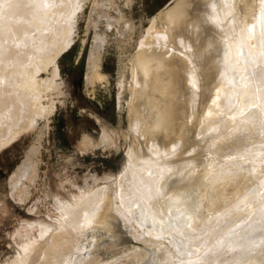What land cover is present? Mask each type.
I'll return each instance as SVG.
<instances>
[{"label": "rangeland", "instance_id": "obj_1", "mask_svg": "<svg viewBox=\"0 0 264 264\" xmlns=\"http://www.w3.org/2000/svg\"><path fill=\"white\" fill-rule=\"evenodd\" d=\"M31 1L27 2L30 3L28 15L21 20L29 23L26 25L31 26L30 29L39 30L35 34L32 29L25 33L27 36H20L19 46L17 40L10 41L15 50L18 48L16 52L20 56L30 55L29 59L16 65L11 62L9 71H0V91L9 90L25 105L21 118L19 115L16 121L12 119L15 112L9 108L13 105L0 107V126H7L0 133V264H12L25 247L47 242L52 235L56 237L60 234L56 229L65 220L67 211L92 195L100 196L95 209L104 204L103 201L108 202L118 215V227H104L100 223L103 213L99 209L103 211L105 205L92 212L91 208H84L79 217L80 225L74 230V237H82L68 257L69 263L62 264H245L251 254L264 252V185H261L264 184V87L255 97L248 92L250 85L246 87L244 105L247 107L238 105L234 99L240 81L264 65V44L256 45L252 41V22L246 20L240 26L242 37L253 45L246 55L242 51L226 54V43L217 44V49L209 51L207 58L215 60L216 72L204 80L205 85H210L211 80L208 87L212 91L205 86L198 100L202 105L198 108L199 120L188 118L183 125L187 119L185 95L188 94L166 92L171 89L169 75L163 70L146 75L138 70L134 58L149 39L152 28L163 23L164 12L178 0ZM195 4L187 7L191 9ZM41 21L43 24L39 25ZM48 26L53 33L50 39ZM40 28H45L47 34ZM219 36L222 41L230 42L225 35ZM195 37L203 41V30ZM28 64L34 66L30 77H34L38 89L23 86L27 74L23 65ZM206 67L210 68L211 64ZM8 72H13L10 75L14 77ZM201 75L195 78L197 86L202 82ZM140 90L156 101L155 107L156 103L164 102L163 96H168L164 92L169 93L166 102L176 95L172 100L178 101V109L183 107L178 112L180 115L184 112L182 116L178 114L183 119H177L182 123L181 134L178 132L181 136H174L178 138L166 149L154 144L150 150L155 153V159L184 154L186 147L177 149L176 146L179 142L186 146L192 136L185 135L196 123L195 142L201 143H195L194 152L196 160L197 156L202 159L196 165L197 179L192 188L195 187L193 194L200 197V201L195 202L193 215L188 213L185 231L179 224L181 215L167 207L168 195L173 192L143 196L141 201L146 214L153 218L156 226L143 223L135 212L136 207L124 200L125 185L130 183L135 187L132 165L137 157L135 136L143 132L136 125L139 115L145 116L136 107H139ZM207 90L212 93L208 94L210 99L204 101L202 96L205 93L207 96ZM215 95L220 97L214 104L211 99ZM35 108L38 111L35 112ZM248 108L252 112L246 119ZM27 109L33 111L26 113ZM190 169L191 165L184 163L178 182L184 180ZM87 236L90 237L85 240ZM215 243H220L221 247ZM212 249L218 251V255ZM209 253V257L212 253L210 259ZM45 263V258L37 257L32 264Z\"/></svg>", "mask_w": 264, "mask_h": 264}, {"label": "bare ground", "instance_id": "obj_2", "mask_svg": "<svg viewBox=\"0 0 264 264\" xmlns=\"http://www.w3.org/2000/svg\"><path fill=\"white\" fill-rule=\"evenodd\" d=\"M1 1H3L2 3L0 2L1 3L0 4V71L2 72L4 69H8V66L11 64V62H12V64H13V62H15V65L20 64V63L22 64L23 62H25V61H23V59L25 60V58L27 59V57L30 56V55H28L25 58L20 56L16 52V51H18V48H17V50H15L14 49L15 47L13 48L10 45L11 44L10 41H15L22 35L27 36L26 34H28V31L32 30L34 28L30 29L29 27H31V26L28 27L26 25L29 23H26V21H25L26 24H24L23 23L24 21L22 22V20H21V18L24 15H26V14L28 15L27 6L30 5V3L27 4V2H30L31 0H29V1H26V0H1ZM36 1H38L39 3L42 2V0H36ZM193 2H196L197 4H195V7L193 6L191 9H189V7H190L189 5H192ZM33 3H31V5ZM35 4H37V3H35ZM38 5H40V4H38ZM59 5H61V4L59 3ZM187 6H189V7H187ZM28 7H30V6H28ZM33 7L35 8V6H33ZM55 7H58V6H55ZM55 7L53 6V8H55ZM34 8H33V12L35 10ZM63 11H64V9H63ZM29 13H30V11H29ZM201 14H202V17H200ZM32 15H34V13H32ZM54 15H56V14L54 13ZM54 15H53V17H54ZM158 15H160V14H158ZM56 17H57V19L59 18L58 16H56ZM185 17H187V19ZM199 18H201L202 21H200ZM54 19H56V18L54 17ZM163 19L165 20V22L163 20V23H162L160 20L161 26L159 25V27L158 28L155 27V29L152 28L153 31H151L149 39L147 40L146 43H144L142 45L141 51L134 58H135V62H136V65L138 67V70L142 71L146 75L147 74L151 75V74L160 72L161 70L165 71L169 75L170 81H168V82L171 83L170 84L171 89L169 87L168 88L169 90H166V92L173 90V94L174 93L177 94L180 91H184L185 93L188 94L187 96L185 95V97L187 98L186 100L188 102L186 101L187 102V106H186L187 117L186 116L185 117L187 119H184V123H183V125H184L185 120L187 121L188 118L191 120L197 119L198 115H200V114H198L200 112L198 110L200 109V107L202 105L198 104V100L201 97V95L203 94L205 86H207V88H209L208 86H211V80H210V82H209V80L207 81V82H209L208 84H210V85H205L206 82L204 79H206V77L208 78L210 75H214V72H216L215 66L213 65L215 60L212 59L211 61H209L210 59L207 58L209 51L211 49L216 48L217 44L223 46V43L224 44L226 43V45L228 46V50H227L226 54L232 55L233 52L242 51L243 54L246 55L248 52H250L253 48V45L248 43V41H246L240 33V28H241L240 26L242 25V23H245L244 21H246V20H248V22L250 21V23L252 22L251 25L253 24L252 25L253 29L252 28L251 29H252V41L254 42V44H256V45L262 44V43L264 44V32H261V26H264V0H178L172 7H170L169 9H167L164 12ZM58 22H61V21H58ZM41 23H42V21L39 23V25H41ZM47 28H48L49 32H50V30H52V29H49V28H51L49 26ZM36 29L37 30H35V29L32 30V32L35 34H36L35 31H38L39 28H36ZM41 29L44 30L45 28H40V30ZM200 30H203L204 35H205V39H203L201 37V40L203 39V41H199V40H197V37H195L196 34H198V32H200ZM45 32L46 31L44 30V33ZM149 33H148V36H149ZM46 34H47V32H46ZM46 34H44V35H46ZM50 34H51V36L50 37L48 36L49 39L51 37L53 38L52 31L50 32ZM220 34L225 35L226 38H228V40H230V42H225V40L222 41L221 36H219ZM39 35L40 34L38 33L37 36H39ZM48 37L46 38V40L48 39ZM146 37H145V39H146ZM217 37H218V39H217ZM145 39H143V41ZM25 40H27V43H29V40L27 39V37H25ZM25 40L23 39V41H25ZM143 41H141V43ZM17 43H18V40L16 41V45H18ZM25 44H26V42H25ZM20 45H21V43H20ZM23 46H24V44H23ZM139 47L141 48V46H139ZM51 50H52V48H51ZM218 50L220 51L219 48H218ZM53 51H55V50H53ZM19 53H20V51H19ZM24 53L25 52H23L22 54H24ZM31 56H32V54H31ZM28 59H29V57H28ZM47 62H48V59H47ZM35 63H37V62H35ZM30 64H28L27 66L23 65L25 67L24 70L22 68L23 66L22 67L20 66V68H22L23 71L26 70V72H27V74H25L26 77H24L25 79L23 78L24 79L23 86H26L28 88H32L35 90V88H37V85L35 83L36 80L33 79L34 77H30V76H32V73H34V72L31 73L30 69L33 68L34 66L31 65L32 66L31 67ZM209 64H211V67H210L211 69L209 67H206ZM88 65H89V63H88ZM92 65H93V63H92ZM9 67H11V66H9ZM12 68L14 69L13 66H12ZM93 68H94V65H93ZM186 69L187 70L190 69V71H187ZM8 71H9V69H8ZM11 71H13V70H11ZM33 71H34V68H33ZM5 72H4V74H5ZM19 72H21V71H19ZM93 72H94V70H93ZM10 73L13 74V72H10ZM10 73H9V75H10ZM137 73H138V71H137ZM201 73H202V75H201ZM4 74H3V76H4ZM21 75H23V74H20V77H22ZM200 75L202 77V82L200 81L199 86H197L195 78H196V76L200 77ZM10 76L14 77L12 75H10ZM137 76H138V74H137ZM148 77L150 78V76H148ZM135 78L137 79L138 77H135ZM19 80H20V78H19ZM138 80L140 82L139 78H138ZM152 80L154 82L155 77ZM156 80H159V79H156ZM156 82H158V81H156ZM166 82L164 84H166ZM219 82H220V80H219ZM220 84H222V82H220ZM170 85L168 84V86H170ZM248 85H250V88L248 91L249 94L252 95L253 97L258 95L259 89L264 87V65L256 68L250 76L245 77L242 82L240 81V85L237 88V93L234 96V99L238 103V105L240 104V105H242V107L246 106V105H244V94L245 95L247 94L246 90H248V89L246 87ZM139 86H140V84H139ZM166 87H167V85H166ZM135 88L136 87L134 86V90H135ZM210 88H209V90H210ZM12 90L13 89H11V91ZM209 90H207L208 91L207 96L205 93V96H204L205 98L202 96V100L205 99L207 101L208 98L210 99V97H208V94L212 93V92H210L212 90H210V91ZM180 93H182V92H180ZM14 94H16V93H14ZM166 94H168V96H169V93L164 92V95H166ZM173 94L171 92V96ZM157 96L161 97L159 95H157ZM166 96H163V98L165 97L164 102H166V100L169 98L168 96H167L168 98H166ZM211 96H212V94H211ZM175 97H176V95L174 97L172 96L171 99H169L166 103L162 102L164 104H162V103L159 104L160 102L158 101L159 103H156V105L158 104L159 106L157 105L158 107L157 106L155 107L154 102H156V101H153V98L151 96L145 94L142 90L139 91V96H138L139 107L137 104H136L137 105L136 107L139 109V112L142 114H145V116L139 115V118L136 119V125H137V128L140 126L144 133L139 132V133H141V134H139L137 132L138 135L135 136L137 138V140L135 139L136 140L135 145H137V146H135L137 148V152H136L137 157L133 160V163H132V165L134 167L133 171H134V178H135L133 184L135 185V187H133L130 183L126 184L125 188H124L123 195H124V200L126 201L127 204L134 205L136 207L135 212H136L138 218L143 223L149 224L152 226H156V224L153 221V218L150 216H147V214H146L147 212L145 211V209H146L145 204L141 200L143 199V196H146V195L154 193V192H155V194H158L161 196L166 191H168L170 193L173 192V194H171L170 197L168 195L169 199L166 202L167 207H169V209H171V210L176 211L177 214L181 215L182 218L179 220V224H180V226H182V229L185 231V230H187V225H188V224L186 225V219H189V217L187 215H188V213H190L189 216L193 215L194 210H195L194 209L195 202L197 201V199L200 198V197L197 198V195L193 194L194 193L193 188H195V187L192 188V185L195 184L194 182L196 181L195 178L197 177L196 176V165L198 162H200L198 160L202 159V158L199 159L200 156H199V158L197 156V160H196L195 155H197V153L195 154V152H194L195 148H196L195 143L197 142V140L195 142V139H197L195 137L196 123L192 124L193 121L190 120L192 126L195 125L194 127L190 128L189 127L190 122L189 123L187 122V125L189 124L188 127L190 128L189 129L190 133H188L189 131H187L188 135L186 133L185 136H189V134H190V136H192V138H191L192 141L190 140V141L186 142V146H184L183 142H179V144L176 146L177 149H182V148L186 147L184 154L183 153H176V154L171 155V156L170 155L165 156L162 159L158 160V159L154 158L155 153H152L150 150L154 144L160 145V147L166 149V147H169L171 145V143H170L171 141H173L174 139L181 136L180 135L181 130L179 128L182 127V125H181L182 123L181 124L178 123V120L182 118V117L179 118V116L184 115V112L181 115L179 114L180 109L183 107L181 106L178 109V107L176 106L178 101L176 103V101L174 99L172 100V98H175ZM177 97H179V96H177ZM219 97H220V95H218V96L215 95L212 97L211 100L214 102V104L216 101L219 100ZM132 98L133 97H131V99ZM21 101H23V100H20L19 97H16L15 95L10 94L9 90L7 91V90L3 89L2 91H0V107H3L7 104H8V106L13 105L14 110H13V107H9V108H12L11 109L12 112L13 111L15 112V114L12 118V119H14V121L17 120L16 118L19 115H20L19 119L21 118V112H23V110H24L23 106H25V105H22ZM169 101H173V102L170 103ZM204 101H203V103H205ZM180 102H181V100H180ZM180 102H179V104H180ZM200 103H202V102H200ZM130 106H133V105L131 104ZM210 108L212 109L213 107L210 106ZM182 110H181V112H182ZM31 111H33V110L27 109L26 113L27 112L29 113ZM34 111L35 112L38 111L37 108H35ZM251 112H252L251 108L250 109L248 108L246 110V119H247V116ZM178 114H179V116H178ZM240 114H242V113L240 112ZM24 115H25V112H24ZM33 116H32V118H33ZM240 119H241V117H240ZM134 120H135V118H134ZM198 120H199V118H198ZM30 121L32 122V120H30ZM175 124L177 126H175ZM239 124H241V123L239 122ZM188 127H187V129H188ZM5 128H7V126H0V133L4 132L6 130ZM185 130H186V128H185ZM142 134L144 136H148L149 138H147L146 140L141 139L142 138L141 136H143ZM156 135H158V136H156ZM176 135L178 137H174ZM197 143H199V141ZM200 147H201V145H200ZM200 147H199V149H200ZM202 150H203V148H201V151ZM205 150H207V148ZM252 153H255V151ZM250 154H251V152H250ZM170 162L174 163V166L171 165ZM186 162L191 165V169L188 170L187 173H185L187 175H185L184 180L178 182V175L182 169V166ZM172 166H173V169H171ZM212 166H213V164H212ZM212 166H210V169ZM205 170L207 171V169H205ZM203 171H202V173H203ZM25 172L26 171H24V173ZM209 176H211V174ZM207 177H208V174H207ZM211 177H209V178H211ZM199 180H201V179H199ZM207 180H208V178H207ZM262 180H264V178ZM204 183H206V182H204ZM197 184H199V183H197ZM261 185H264V184H261ZM212 186H213V184H212ZM207 187H208V185H207ZM166 196H167V194H165V197ZM99 197H100L99 195L89 196L86 199H84L83 201H81L80 204L77 205L75 208H72L69 211H67V215H66L65 220L56 229V231H58L61 235L58 234V232H56L58 235H56V237H54V238H52V236H53L52 235L51 239L49 241H47V242L44 241L45 243L44 242L43 243L35 242V243L31 244L30 246L25 247L23 249V251H21L20 256L15 261L13 260L14 262L12 261L13 262L12 264H32L37 257L45 258V261H46L45 264H62L64 262L66 263V261H68L67 259L70 256V254H72L71 253L72 250L75 248V246L77 247V243L79 242L80 238L82 237L81 235H79V237L75 235V237H74V230L78 229V226L80 225V223H79L80 214L84 211V208H88V209L91 208V210H89V211L92 212V210L95 209V204H96V201L99 199ZM248 200H249V198H248ZM199 201H200V199H199ZM103 202H104V204L103 203L102 204L105 205V207H103V205L101 204L100 206H98L95 209L96 211H98V209L101 206L103 207V211L101 209H99V211L103 213L101 215L102 218H100L102 220L100 221V219L99 218L98 219L104 227L109 225V227L114 226V228H116L117 222H118V215H116V212L112 209V207L108 206L107 201H103ZM244 203H246V202H244ZM262 211H264V208ZM263 214H264V212H263ZM98 215H99V213H98ZM185 217H187V218H185ZM81 232H83V231L81 230ZM85 233H86V231H85ZM57 236H59V237H57ZM90 236H87L84 239L86 240ZM247 236H249V235L247 234ZM220 243L219 244L215 243V245L216 244L220 245ZM221 245H222V243H221ZM221 245H220V247H221ZM220 247L218 246V248H220ZM215 249H212V250L215 251ZM74 251H76V250H74ZM74 251H73V253H76ZM212 253L214 255V252H212ZM212 253H211L210 257H209L210 253L207 254L209 259L212 257ZM217 253H218V251L217 252L215 251V254H217ZM262 255H264V252H260V253L257 252L255 254H251V256H248L249 258L245 264H264V256H262ZM208 257L206 256L207 260H209ZM204 258H205V256H204ZM214 258H216V257H214ZM214 261H215V259H214ZM67 263H69V261ZM208 264H211V262Z\"/></svg>", "mask_w": 264, "mask_h": 264}]
</instances>
